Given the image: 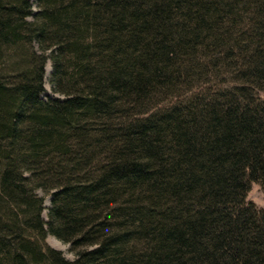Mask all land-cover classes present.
I'll return each instance as SVG.
<instances>
[{
    "label": "trees",
    "instance_id": "16d2710c",
    "mask_svg": "<svg viewBox=\"0 0 264 264\" xmlns=\"http://www.w3.org/2000/svg\"><path fill=\"white\" fill-rule=\"evenodd\" d=\"M21 42L27 66L0 78V199L25 214L0 217V264H264V208L245 200L264 191V0H0V54ZM47 59L64 98L41 97ZM222 66L232 92L110 132L180 77L207 92ZM37 188L53 190L46 219Z\"/></svg>",
    "mask_w": 264,
    "mask_h": 264
},
{
    "label": "rangeland",
    "instance_id": "374dc122",
    "mask_svg": "<svg viewBox=\"0 0 264 264\" xmlns=\"http://www.w3.org/2000/svg\"><path fill=\"white\" fill-rule=\"evenodd\" d=\"M32 3L33 9L36 10V3ZM29 47L31 48L29 44H25L24 42H21L17 45L4 44L1 46L0 78H2L5 82H12L17 80L16 76L18 71L21 70L25 65L27 66ZM34 49H36V47H34ZM106 52L107 50H104L105 60ZM104 65H106V62L104 63ZM227 67L228 66H222V68L217 73L213 71L214 73L212 74V76L208 75V78L206 79L208 82H204V85L207 86V92L203 91V89H195V84L198 80L196 77L189 80H185V78L183 79V77H180L175 81L176 85H172L170 88H162L160 86L157 89V87H155V90L157 89L156 95L149 96V98L146 99L141 106L129 107L128 109H126V112H118L114 117H111L109 120V123L112 125H110V132L114 133L117 130L118 126L123 124L121 122H124V124H138L144 122L147 116L150 113L154 112L155 109L165 110L173 103L185 104L195 93H202L203 95L201 96V98H204L205 95L208 96V94H211V90L214 88V90L218 92L222 90H226V92L227 90L228 92H232L233 90L231 89H233V86H235L236 83L239 82V79H237L234 73L231 72V70ZM51 71L52 63L50 59H47L44 65V92L41 94V97L44 99L64 98L65 95H63L62 93L54 92L51 88ZM95 120L99 121V119ZM89 134L93 135L92 132H89ZM52 191L53 190L45 191L42 188H37L35 190L36 195L43 198V206L45 207V209L42 211L43 219H46L47 208L51 205ZM245 200L246 202H253L258 208H264V191L259 182H251L250 188L246 193ZM6 201L7 200L0 199V202H2L0 204V217L3 215L2 217L4 220L6 216L12 215V212H17L18 216L22 218V214H25V212L22 210H25V207L22 205L21 207H18L15 204L13 206H9V203H6ZM13 207L14 210L11 211ZM34 237L38 240V243L40 245L42 244L43 246H48L61 251L62 255L66 259L72 260L74 258V253L70 249L69 243L61 241L54 235L47 234L44 238V241H41V238L37 234Z\"/></svg>",
    "mask_w": 264,
    "mask_h": 264
}]
</instances>
